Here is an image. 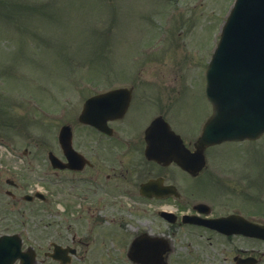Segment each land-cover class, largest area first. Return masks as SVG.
Masks as SVG:
<instances>
[{"label": "flooded vegetation", "instance_id": "af4514ba", "mask_svg": "<svg viewBox=\"0 0 264 264\" xmlns=\"http://www.w3.org/2000/svg\"><path fill=\"white\" fill-rule=\"evenodd\" d=\"M97 73L69 82L62 106L52 94L41 143L38 101L0 94V264L82 263L99 249L125 264H264V168L240 159L262 135L198 148L213 113L206 81L180 68ZM179 137L182 162L168 154ZM229 147L237 159L220 158Z\"/></svg>", "mask_w": 264, "mask_h": 264}, {"label": "rangeland", "instance_id": "374dc122", "mask_svg": "<svg viewBox=\"0 0 264 264\" xmlns=\"http://www.w3.org/2000/svg\"><path fill=\"white\" fill-rule=\"evenodd\" d=\"M233 1L0 0V94L22 97L25 108H31L27 98L38 101L39 113L31 109L39 115L35 135L40 141L38 134L46 138L52 94L62 106L69 82L97 80L102 68H180L184 79L203 82L204 64ZM199 56L206 59L199 63ZM191 58L185 73V64L180 66ZM206 109L201 105L193 119L199 120ZM193 119L180 122L179 128H190ZM261 137L258 143L247 141L246 157L240 158L253 169L264 168L256 162H264V134ZM238 152L229 147L220 158L237 159ZM213 153L218 158L216 149ZM259 176L264 181V172ZM96 252L75 264H125L105 254L114 256L113 250Z\"/></svg>", "mask_w": 264, "mask_h": 264}, {"label": "water", "instance_id": "95a60500", "mask_svg": "<svg viewBox=\"0 0 264 264\" xmlns=\"http://www.w3.org/2000/svg\"><path fill=\"white\" fill-rule=\"evenodd\" d=\"M206 79L214 112L204 125L198 148L226 139L255 138L264 132V0L234 1ZM168 154L178 162L188 160L180 138L179 149H169ZM129 255L143 261L150 256L145 249L134 248ZM56 257L66 263L64 254Z\"/></svg>", "mask_w": 264, "mask_h": 264}]
</instances>
